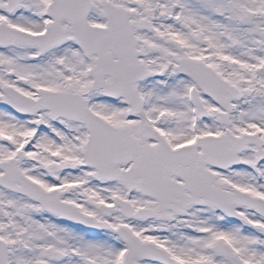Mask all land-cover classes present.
I'll return each mask as SVG.
<instances>
[{
	"label": "snow or ice",
	"instance_id": "6c2138e0",
	"mask_svg": "<svg viewBox=\"0 0 264 264\" xmlns=\"http://www.w3.org/2000/svg\"><path fill=\"white\" fill-rule=\"evenodd\" d=\"M0 264H264V0H0Z\"/></svg>",
	"mask_w": 264,
	"mask_h": 264
}]
</instances>
